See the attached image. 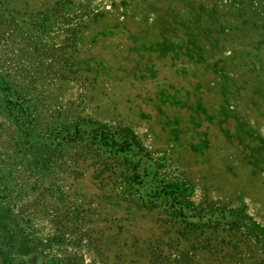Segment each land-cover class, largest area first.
Segmentation results:
<instances>
[{
	"label": "rangeland",
	"instance_id": "rangeland-1",
	"mask_svg": "<svg viewBox=\"0 0 264 264\" xmlns=\"http://www.w3.org/2000/svg\"><path fill=\"white\" fill-rule=\"evenodd\" d=\"M0 264H264V0H0Z\"/></svg>",
	"mask_w": 264,
	"mask_h": 264
}]
</instances>
